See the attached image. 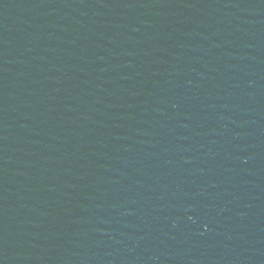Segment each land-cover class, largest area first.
<instances>
[{
  "label": "water",
  "instance_id": "1",
  "mask_svg": "<svg viewBox=\"0 0 264 264\" xmlns=\"http://www.w3.org/2000/svg\"><path fill=\"white\" fill-rule=\"evenodd\" d=\"M0 264H264V0H0Z\"/></svg>",
  "mask_w": 264,
  "mask_h": 264
}]
</instances>
